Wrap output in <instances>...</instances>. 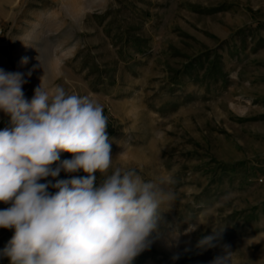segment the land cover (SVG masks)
<instances>
[{"label":"rangeland","instance_id":"obj_1","mask_svg":"<svg viewBox=\"0 0 264 264\" xmlns=\"http://www.w3.org/2000/svg\"><path fill=\"white\" fill-rule=\"evenodd\" d=\"M0 69L25 74L29 100L42 79L96 99L112 168L168 182L133 264H210L225 246L230 264H264V0H0Z\"/></svg>","mask_w":264,"mask_h":264},{"label":"clouds","instance_id":"obj_2","mask_svg":"<svg viewBox=\"0 0 264 264\" xmlns=\"http://www.w3.org/2000/svg\"><path fill=\"white\" fill-rule=\"evenodd\" d=\"M25 83L24 73L0 69V112L11 125L0 130V203L8 205L0 228L13 230L0 257L9 264H133L175 200L168 182L112 168L108 118L96 99L46 89L42 79L29 100ZM65 152L71 159L61 160ZM61 171L84 175L56 179ZM48 177L55 183H40ZM231 255L225 246L210 264H230Z\"/></svg>","mask_w":264,"mask_h":264}]
</instances>
